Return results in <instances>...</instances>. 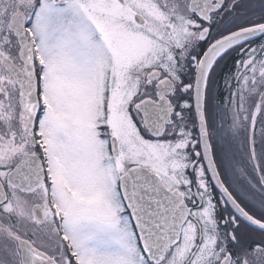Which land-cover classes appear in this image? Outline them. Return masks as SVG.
Returning <instances> with one entry per match:
<instances>
[{"label":"snow or ice","instance_id":"snow-or-ice-1","mask_svg":"<svg viewBox=\"0 0 264 264\" xmlns=\"http://www.w3.org/2000/svg\"><path fill=\"white\" fill-rule=\"evenodd\" d=\"M0 264H264V0H0Z\"/></svg>","mask_w":264,"mask_h":264},{"label":"flooded vegetation","instance_id":"flooded-vegetation-1","mask_svg":"<svg viewBox=\"0 0 264 264\" xmlns=\"http://www.w3.org/2000/svg\"><path fill=\"white\" fill-rule=\"evenodd\" d=\"M229 63H231V61H229Z\"/></svg>","mask_w":264,"mask_h":264}]
</instances>
